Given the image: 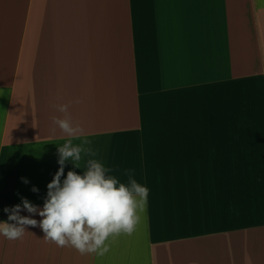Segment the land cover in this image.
I'll use <instances>...</instances> for the list:
<instances>
[{
  "label": "crops",
  "instance_id": "1",
  "mask_svg": "<svg viewBox=\"0 0 264 264\" xmlns=\"http://www.w3.org/2000/svg\"><path fill=\"white\" fill-rule=\"evenodd\" d=\"M84 138L149 189L134 233L81 255L27 226L0 264H264V0H0V221Z\"/></svg>",
  "mask_w": 264,
  "mask_h": 264
},
{
  "label": "clouds",
  "instance_id": "2",
  "mask_svg": "<svg viewBox=\"0 0 264 264\" xmlns=\"http://www.w3.org/2000/svg\"><path fill=\"white\" fill-rule=\"evenodd\" d=\"M77 103L80 101L77 100ZM63 113V118L53 116V124L68 137L79 139L84 129L73 123L68 113L69 105H54ZM56 127L52 129L55 133ZM90 139L84 138L79 144L68 139L58 146L59 169L47 185V195L43 207L21 197V203L5 207L7 221H0V236L9 241L24 237L27 226L40 227L44 240L64 248L71 247L81 255L96 253L103 255L108 251L106 242L119 235H132L147 206L149 189L134 178L133 169H125L127 183H123L109 172L118 169L106 167L95 159L99 152ZM82 157L87 158L82 174L69 170L66 178L64 168L71 161L74 168L80 169ZM24 184L27 178L21 177ZM32 192L38 193L35 186ZM26 211L28 216L21 215ZM39 215L37 221L31 218Z\"/></svg>",
  "mask_w": 264,
  "mask_h": 264
}]
</instances>
